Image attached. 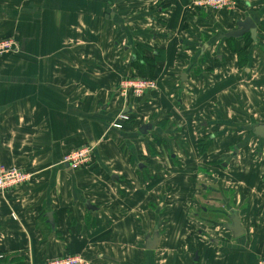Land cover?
<instances>
[{
    "label": "crops",
    "instance_id": "1",
    "mask_svg": "<svg viewBox=\"0 0 264 264\" xmlns=\"http://www.w3.org/2000/svg\"><path fill=\"white\" fill-rule=\"evenodd\" d=\"M247 16L257 42L244 53L260 80L264 0L217 12L191 8L189 0H0V38L16 43L0 59V166L29 175L0 190V260L41 264L78 255L85 264H257L264 256V141L251 129L264 122L243 126L250 135L221 140L217 149L228 155L219 173L197 161L191 170L178 166L196 143L181 130L185 138L168 140L164 129L188 121L182 98L205 37L223 43L225 62L240 67L230 40L216 35ZM132 75L154 77L158 86L128 104L117 88ZM122 112L129 122L113 129ZM86 143L93 146L90 165L61 163ZM233 213L240 237L226 228ZM154 236L157 247L146 249Z\"/></svg>",
    "mask_w": 264,
    "mask_h": 264
},
{
    "label": "rangeland",
    "instance_id": "2",
    "mask_svg": "<svg viewBox=\"0 0 264 264\" xmlns=\"http://www.w3.org/2000/svg\"><path fill=\"white\" fill-rule=\"evenodd\" d=\"M216 36L220 37L219 41L225 40L224 33L222 32ZM210 37L211 36L205 37L204 43H199L201 45V50L199 51L203 53L199 60L200 64L197 68V74L195 73L196 77L185 86V97L182 98L185 101L181 114L184 118L188 119L189 122L187 120L183 122L185 124L183 129H178L175 125H172V127H165L164 129L168 136L171 137L167 138L168 140L172 141V139H176L177 141H181L182 137L185 138L183 135H187L190 136L188 142L196 143V150L193 151V149H188V151H190V159L187 160L183 157L182 164L184 165L178 161V166L181 165L180 167H186L188 170H191L194 168L193 163L197 161L198 164L209 167H212L214 164V170L217 169L219 173L220 166H218V163H220V159L222 160L223 156L225 157L228 155L221 154L222 151L219 147L217 149L221 140L227 137L233 140V138L238 139L239 137H244L246 134L250 135V131L242 129L243 126L246 127L258 122H264V79L257 80V78H255L253 72L255 67L250 65L244 53L247 47H253L256 43H235L234 39H229L230 41L226 43L228 44L226 47L229 52L233 51V53L236 54L234 56L240 66L239 68H231V65L225 62L226 48L221 47L223 43H213ZM242 37L240 38L242 39ZM207 50L209 51L207 52ZM218 59L222 60V62ZM153 79H155L157 84V79L154 77ZM122 80L117 88L118 99H121L119 93L121 82H123ZM183 82L187 81L184 79ZM157 86L153 90L144 92L138 98L141 99L149 92L157 90ZM138 98L136 97L134 99ZM131 101L129 97L124 101L122 100V102H127L128 104H130ZM128 107L129 105L124 109ZM121 119H127L125 122H129L130 120L128 115L125 118L121 117ZM166 122L168 123L167 120ZM114 123L116 122L113 121L111 127H114ZM118 124L120 127L123 125L122 122ZM120 127L115 128L120 129ZM190 143L187 146H189ZM85 147L93 148L90 143L81 146V148ZM202 157L205 158L202 159ZM217 160L219 161L217 162ZM203 161L205 162L203 163ZM224 161L228 162L229 165L227 166L231 169H236L238 167V165L236 166L234 163L230 164V160L225 159ZM198 167L200 168V166ZM214 170L213 172L216 173ZM165 175L166 177H171V170L169 167L165 170ZM199 178L201 183H206L205 179ZM226 178L229 179V185L235 183L233 176ZM81 259L84 261L82 257Z\"/></svg>",
    "mask_w": 264,
    "mask_h": 264
},
{
    "label": "built area",
    "instance_id": "3",
    "mask_svg": "<svg viewBox=\"0 0 264 264\" xmlns=\"http://www.w3.org/2000/svg\"><path fill=\"white\" fill-rule=\"evenodd\" d=\"M240 1V0H239ZM238 0H189L191 8H200L211 12L231 11L236 8ZM16 48L15 40L11 37L0 38V59L14 52ZM119 96L124 101L129 97L138 98L144 92L153 90L157 86L155 79L142 76H129L122 80ZM126 115H119L114 127H120L119 121ZM92 161V148H77L66 153L62 158V163H67L72 169L87 167ZM29 175L18 169H6L0 166V190L28 181ZM2 256L0 255V259ZM41 264H84V261L77 255H64L45 260ZM257 264H264V256H260Z\"/></svg>",
    "mask_w": 264,
    "mask_h": 264
},
{
    "label": "water",
    "instance_id": "4",
    "mask_svg": "<svg viewBox=\"0 0 264 264\" xmlns=\"http://www.w3.org/2000/svg\"><path fill=\"white\" fill-rule=\"evenodd\" d=\"M235 29L230 30L224 34V37L227 39L234 38L238 39L245 34L250 36V39L253 43L257 42V26L253 18L250 16L245 17L243 20H238L235 23ZM182 80L185 79V74L181 77ZM252 133L257 136L259 139L264 141V124H257L251 129ZM68 166V164H66ZM48 217H51L49 214ZM226 228L230 230L235 237H240L244 234V229L241 226L240 219L237 214H234L231 219V223L226 225ZM158 238L157 236L152 237L151 239H147L146 241V249L153 250L157 247Z\"/></svg>",
    "mask_w": 264,
    "mask_h": 264
},
{
    "label": "trees",
    "instance_id": "5",
    "mask_svg": "<svg viewBox=\"0 0 264 264\" xmlns=\"http://www.w3.org/2000/svg\"><path fill=\"white\" fill-rule=\"evenodd\" d=\"M194 9H196V8H194ZM246 36H247V43H253L252 42V40L250 39V36L248 35V34H246ZM227 39V38H226ZM231 39V38H230ZM234 38H232L231 40H233ZM229 40V39H228ZM234 52H236V51H234ZM237 53V52H236ZM238 54V53H237ZM239 55V54H238ZM143 77V76H142ZM146 77H149V78H153V77H151V76H146ZM127 122H125V121H123L122 122V124L124 125V124H126ZM123 125H121V127H120V129L122 128V126ZM113 129H116L115 127H112ZM92 154H93V151H92ZM91 164V163H90ZM89 164V165H90ZM219 216H220V214H218ZM0 264H6L5 262H2V260H0Z\"/></svg>",
    "mask_w": 264,
    "mask_h": 264
},
{
    "label": "flooded vegetation",
    "instance_id": "6",
    "mask_svg": "<svg viewBox=\"0 0 264 264\" xmlns=\"http://www.w3.org/2000/svg\"><path fill=\"white\" fill-rule=\"evenodd\" d=\"M233 214H235V213H233ZM233 214H232V218H233V216H234Z\"/></svg>",
    "mask_w": 264,
    "mask_h": 264
}]
</instances>
